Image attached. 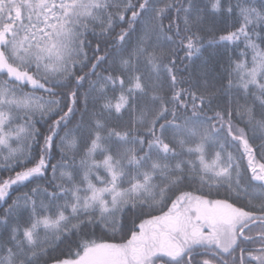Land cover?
<instances>
[{
	"label": "snow or ice",
	"instance_id": "obj_1",
	"mask_svg": "<svg viewBox=\"0 0 264 264\" xmlns=\"http://www.w3.org/2000/svg\"><path fill=\"white\" fill-rule=\"evenodd\" d=\"M0 264H264V0H0Z\"/></svg>",
	"mask_w": 264,
	"mask_h": 264
}]
</instances>
